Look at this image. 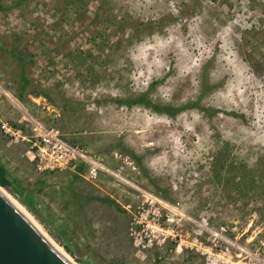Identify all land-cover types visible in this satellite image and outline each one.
<instances>
[{"label": "rangeland", "instance_id": "obj_1", "mask_svg": "<svg viewBox=\"0 0 264 264\" xmlns=\"http://www.w3.org/2000/svg\"><path fill=\"white\" fill-rule=\"evenodd\" d=\"M0 7V160L14 181L2 188L48 237L77 264H211L220 232L264 264V0ZM34 124L111 171L92 179L86 164L80 210L69 174L46 177L80 162L39 173L2 128ZM123 162L137 168L127 179ZM146 195L176 238L141 256L129 229Z\"/></svg>", "mask_w": 264, "mask_h": 264}, {"label": "built area", "instance_id": "obj_2", "mask_svg": "<svg viewBox=\"0 0 264 264\" xmlns=\"http://www.w3.org/2000/svg\"><path fill=\"white\" fill-rule=\"evenodd\" d=\"M2 128L6 137L15 144L20 141L30 144L26 157L31 164H34L39 173L65 171L74 168L79 162H84L89 166V175L92 179L99 172L111 173L106 167L67 144L62 139L60 132L53 128L47 129L39 124H34L29 135L7 125ZM119 175L120 172L117 176ZM160 207H163L162 203L153 195H146L140 201L137 214L133 217L129 229L137 255H145L152 248L163 245L168 239L174 241L176 238L173 236V231L170 232L162 227L160 223L162 215L158 211ZM212 235L215 240L213 247L203 248L204 253L213 251L214 254L208 253L209 258H212L211 264H263L246 250L225 239L220 232H215ZM219 243H222L220 253L214 252V248H217ZM180 245L176 247V251L180 249ZM233 252H239V254L233 256ZM234 258L242 260L237 262L234 261Z\"/></svg>", "mask_w": 264, "mask_h": 264}, {"label": "water", "instance_id": "obj_3", "mask_svg": "<svg viewBox=\"0 0 264 264\" xmlns=\"http://www.w3.org/2000/svg\"><path fill=\"white\" fill-rule=\"evenodd\" d=\"M0 264H72L1 191Z\"/></svg>", "mask_w": 264, "mask_h": 264}, {"label": "crops", "instance_id": "obj_4", "mask_svg": "<svg viewBox=\"0 0 264 264\" xmlns=\"http://www.w3.org/2000/svg\"><path fill=\"white\" fill-rule=\"evenodd\" d=\"M119 169H120V171H121V173L125 179H127V177L124 174L127 173L128 170H130V173L133 172L134 174L137 171V168L135 166H129V165H127V163H124V162L122 163V165L120 166ZM68 174H69L68 177H70V180H69V183L66 184L65 187H66V191L69 193V203H73L77 207V209L80 210V207H81L80 202L82 199V195L79 194V192L76 189V186H78V184H77L78 181L83 180L81 174H79L78 176H75V171H71V172L68 171V172L63 173V174H59V173L47 174L46 177L59 178V177H63V175H68ZM93 186H95V184H93ZM93 189H95V188L93 187ZM59 191H64L63 187L62 186L60 187V186L55 184L53 187V193L57 194ZM106 201H109V200H106ZM106 201H102V202H106Z\"/></svg>", "mask_w": 264, "mask_h": 264}, {"label": "trees", "instance_id": "obj_5", "mask_svg": "<svg viewBox=\"0 0 264 264\" xmlns=\"http://www.w3.org/2000/svg\"><path fill=\"white\" fill-rule=\"evenodd\" d=\"M139 101H140V103H144V104H146L149 107H153L152 104H150L148 101H143V99H140ZM139 101H133V102H122V101H119V103H122L123 105H127V106L132 107L133 103L135 104V103H137ZM85 168H86V163L80 162L76 166L75 176H78L79 174L83 173ZM43 184L44 183L40 184V186L42 188L44 187ZM13 185H14V181L8 176L7 169L5 168V165L0 160V186L3 187V188H9V189L11 188V191H13L12 190ZM30 195H31V192H27L28 199H30ZM20 201H21L22 204H24L25 201H26L25 197L23 199H20ZM100 201H106V200L100 199ZM65 249L67 251H69L67 247H65Z\"/></svg>", "mask_w": 264, "mask_h": 264}, {"label": "bare ground", "instance_id": "obj_6", "mask_svg": "<svg viewBox=\"0 0 264 264\" xmlns=\"http://www.w3.org/2000/svg\"><path fill=\"white\" fill-rule=\"evenodd\" d=\"M0 191L3 192L11 201H13L25 214L26 216L34 223V225L40 230L43 236L56 248V250L62 254L69 262L72 264H77L70 256L61 248L59 247L47 234L43 231L37 221L15 200L13 199L1 186Z\"/></svg>", "mask_w": 264, "mask_h": 264}]
</instances>
